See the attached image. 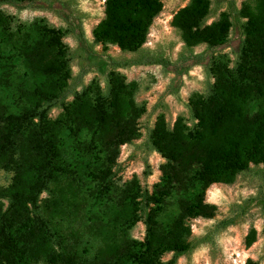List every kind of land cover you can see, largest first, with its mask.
<instances>
[{
	"label": "trees",
	"instance_id": "16d2710c",
	"mask_svg": "<svg viewBox=\"0 0 264 264\" xmlns=\"http://www.w3.org/2000/svg\"><path fill=\"white\" fill-rule=\"evenodd\" d=\"M34 1L0 0L1 36H14L13 16L2 6ZM105 4V18L93 30L94 43L104 49L115 45L123 52H140L163 10L162 0H106ZM228 6L229 11L210 24L211 0H190L174 15L172 24L188 48L222 46L234 24L231 17L236 18L244 35L240 56L233 66L215 64L211 92L190 99L193 124L182 116L172 126L164 117L158 119L151 142L165 159L162 187L154 193L134 180L123 193L104 241L86 262L58 250L55 223L39 214L42 194L51 195L55 184L60 188V178L69 173L59 140L61 119H50V112L60 104L68 120L100 134L113 165L120 147L136 138L138 119L145 110L135 99L137 82L127 81L117 69L176 62L151 53L126 61L112 58L108 93L99 86L72 91L64 33L41 23L38 38H23L25 65L42 81L33 90L37 102L23 112H8L0 102V169L15 171L12 183L0 188V264H176L191 249L189 221L216 215V205L205 200L210 185L233 183L251 163L264 165V0H243L241 7L228 0ZM113 175L108 167L97 176L104 192L110 190ZM190 186L196 191L181 200L179 216L164 229L156 217L165 196L172 189ZM140 221L146 226L143 240L121 236ZM234 222L233 218L223 221L226 226ZM254 241L252 233L247 245ZM167 253L171 257L164 259Z\"/></svg>",
	"mask_w": 264,
	"mask_h": 264
},
{
	"label": "rangeland",
	"instance_id": "374dc122",
	"mask_svg": "<svg viewBox=\"0 0 264 264\" xmlns=\"http://www.w3.org/2000/svg\"><path fill=\"white\" fill-rule=\"evenodd\" d=\"M242 1L236 0L238 7ZM105 2L35 0L2 6L14 21L13 38L0 35V102L8 112L21 113L37 102L33 90L42 78L27 69L21 43L28 35L32 40L38 38L41 23L64 33L71 59L72 91L99 86L108 93L112 58L126 61L151 53L176 62L171 66L131 65L117 69L127 81L137 82L135 99L145 110L138 119L136 138L120 147L113 165L100 134L68 120L60 104L50 112V119H61L59 140L69 173L60 178V188L55 184L51 195L42 194L39 214L55 223L58 250L63 248L80 262L93 259L95 247L104 241L112 226L111 220L120 208L124 191L134 180L150 192L155 193L162 187L161 166L165 159L151 142L158 119L164 117L172 126L182 116L193 124L190 99L196 94L207 96L211 92L215 82L214 65L219 62L235 65L244 40L240 23L231 17L234 24L225 44L215 48L207 44L188 48L172 20L190 0H162L163 10L154 19L140 52H123L115 45L104 49L94 43L93 30L105 18ZM228 11V0H211L207 23L217 21ZM200 54L203 56L198 58ZM73 99L70 95L67 101ZM108 167L114 175L110 190L104 192L97 176ZM14 175V170L0 169V188L8 187ZM195 187L175 188L165 196L156 217L164 229L179 216L181 200L196 191ZM205 200L216 205V215L189 221L191 249L176 264H264V165L251 163L233 183L210 185ZM228 218L235 222L226 226L223 221ZM145 231L146 226L140 221L121 236L143 240ZM252 233L255 241L248 246L247 239ZM170 257L167 253L163 258Z\"/></svg>",
	"mask_w": 264,
	"mask_h": 264
}]
</instances>
